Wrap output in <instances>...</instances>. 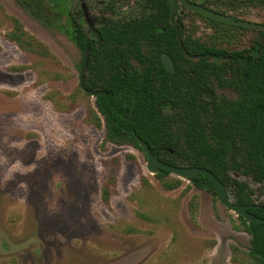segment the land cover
Returning <instances> with one entry per match:
<instances>
[{
  "label": "rangeland",
  "instance_id": "1",
  "mask_svg": "<svg viewBox=\"0 0 264 264\" xmlns=\"http://www.w3.org/2000/svg\"><path fill=\"white\" fill-rule=\"evenodd\" d=\"M180 13L187 31L209 41L213 27ZM227 14L264 24V9ZM13 19L56 62L9 41ZM253 34L233 30L231 43L216 44L240 50ZM81 58L65 33L41 25L15 0H0V264H249L250 235L217 198L186 180L164 190L143 152L103 144V128L88 121L94 98L79 91ZM233 177L264 203L262 184Z\"/></svg>",
  "mask_w": 264,
  "mask_h": 264
},
{
  "label": "trees",
  "instance_id": "2",
  "mask_svg": "<svg viewBox=\"0 0 264 264\" xmlns=\"http://www.w3.org/2000/svg\"><path fill=\"white\" fill-rule=\"evenodd\" d=\"M15 1L41 25L65 33L81 53L88 46L85 87L105 91L95 97V110H90L88 121L103 128V144L131 146L143 152L140 138L160 161L206 169L236 204H252L253 190L233 176L264 186V28L253 30L247 47L230 50L216 42L231 43L233 30L249 29L215 22L179 6L171 19L168 0H147L149 9L144 7L139 17L126 23L104 19L94 38H89L81 24H76L73 15L81 17V12L71 11L70 0ZM190 1L222 14L264 9V0ZM180 9L213 27L209 41L195 37L196 28L186 30ZM12 21L9 41L22 51L56 62L45 44L27 33L18 20ZM161 53L172 58L174 72L164 69ZM51 76L46 77L59 78ZM46 98L56 108H64L52 95ZM169 175L161 169L155 177L164 190L177 189L181 180ZM193 185L217 198L212 183L203 176L194 178ZM102 198L109 199L106 187ZM197 206L194 197L190 203L193 220ZM248 211L263 221L247 222L238 217L250 235L245 258L249 264H264V205ZM233 251L237 253V249Z\"/></svg>",
  "mask_w": 264,
  "mask_h": 264
},
{
  "label": "water",
  "instance_id": "3",
  "mask_svg": "<svg viewBox=\"0 0 264 264\" xmlns=\"http://www.w3.org/2000/svg\"><path fill=\"white\" fill-rule=\"evenodd\" d=\"M170 16L172 17L173 11L176 5L183 7L189 12L200 14L212 21L233 25L240 28H248V29H263L264 26L258 23L250 22V21H242V20H233L227 16L216 13L206 7L201 6L200 4L192 3L188 0H168ZM84 14L87 17V12L84 10ZM180 47L183 52L186 54V50L183 48L182 41L180 37H178ZM161 62L165 70L173 72L174 71V63L172 59L167 54H161L160 56ZM88 64V48L84 50L83 59L79 70V87L81 91L92 98L105 94V91H93L89 90L84 86V76L87 69ZM139 145L145 155L146 158V168L149 173L156 174L161 169L167 170L171 175H174L176 178L180 180H186L193 182L194 178L198 176H203L208 179L214 188L215 194L217 196L218 201L221 203L229 211L241 216L247 222H262V219L250 214L248 209L250 207L238 205L236 204L229 196L225 186L220 182V180L215 177L211 172L206 169L197 168V167H180L170 165L168 163L160 161L156 155L150 151L149 147L142 141L140 138H137ZM264 184V180H263Z\"/></svg>",
  "mask_w": 264,
  "mask_h": 264
},
{
  "label": "flooded vegetation",
  "instance_id": "4",
  "mask_svg": "<svg viewBox=\"0 0 264 264\" xmlns=\"http://www.w3.org/2000/svg\"><path fill=\"white\" fill-rule=\"evenodd\" d=\"M71 1L73 2L72 3L73 5H70L71 11L74 12V13H77L79 11L81 12V17H79L77 14H74L73 15V17L75 18V21L77 22L76 24H81V26L83 27L84 31L87 33V36L89 38H94L95 29L97 27H99L103 23L104 19H111L113 21H118V22H121V23H126V22L130 21L132 18L139 17L140 16V13L144 9V7H146V8L149 7V3H148L147 0H71ZM74 1H75V3H74ZM188 1H190V0H188ZM192 3H194V2H192ZM196 4H198V3H196ZM76 5H79V7L77 9H75ZM176 6H178V5H176ZM179 7L180 8H183L181 6H179ZM93 8H96V9L98 8L99 9V15L98 16H95L92 13L91 9H93ZM122 9H124L125 12L122 11ZM84 10H86V12H87L88 19L86 18L85 14H84ZM210 10H212V9H210ZM212 11H214V10H212ZM118 13H120V15ZM219 14H222V13H219ZM222 15L227 16V17L230 16L228 14H222ZM173 17H174V11H173L172 17L170 16V18L172 19ZM229 18H231V17H229ZM233 20H235V19H233ZM238 20L248 21V20H243V19H239V18H238ZM250 22H253V21H250ZM254 23H258V22H254ZM258 24H261V25L264 26V24H262V23H258ZM85 25H87V26H85ZM246 29H248V28H246ZM251 30H256V29H251ZM257 30H261V29H257ZM178 37H180V36H178ZM178 42H179V40H178ZM73 44H74V42H73ZM86 48H88V46ZM77 49H78V47H77ZM83 53H84V51H83ZM83 53H81L82 58H81L80 66H81L82 59H83ZM161 54H166V53H161ZM161 54H160V56H161ZM185 55H187V52H186ZM160 56H159V58H160ZM88 61H89V48H88ZM160 61H161V59H160ZM80 66H79V70H80ZM86 71H87V69H86ZM168 72H170V71H168ZM85 74H86V72H85ZM78 82H79V77H78ZM84 86H85V76H84ZM78 87H79V84H78ZM93 91H95V90H93ZM263 188H264V186H263ZM251 201H252V204L247 206V207H250L248 210L253 209V208L257 209V208L260 207L261 204L264 205V203L258 202L255 199H253V195H252ZM237 216L239 217V215H237Z\"/></svg>",
  "mask_w": 264,
  "mask_h": 264
}]
</instances>
